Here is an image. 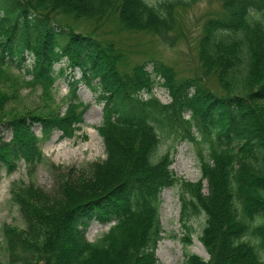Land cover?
<instances>
[{"label":"trees","instance_id":"16d2710c","mask_svg":"<svg viewBox=\"0 0 264 264\" xmlns=\"http://www.w3.org/2000/svg\"><path fill=\"white\" fill-rule=\"evenodd\" d=\"M199 1L0 0V90L8 91L0 93V128L9 132L0 135V168L21 163L32 175L52 132L73 136L88 108L80 84L101 105L104 152L50 191L11 184L22 226L0 227V264H157L159 195L176 185L180 221L204 218L198 241L207 254L182 264H264V0H207L217 8L200 23L193 77L178 79L152 56L130 60L126 38L172 47L182 37L177 12ZM10 69L39 91L43 107L20 106ZM61 77L62 114L51 97ZM156 87L168 103L153 96ZM167 138L198 146V181L170 171L169 153L157 152ZM93 222L109 226L88 242Z\"/></svg>","mask_w":264,"mask_h":264},{"label":"rangeland","instance_id":"374dc122","mask_svg":"<svg viewBox=\"0 0 264 264\" xmlns=\"http://www.w3.org/2000/svg\"><path fill=\"white\" fill-rule=\"evenodd\" d=\"M145 1L152 4L159 0ZM215 8H217L215 2L201 0L189 9L178 11L176 20L182 37L172 47H166L147 36H129L126 38V43L133 46V51H135V55L130 60L133 63L140 62L152 56L172 67L178 79L193 77L197 68L196 43L200 23ZM9 73L19 80L20 106L43 107L39 101V91L31 89L27 84L22 85L20 72L10 69ZM67 73L68 71L65 72V74ZM74 75L75 78L79 77L78 72H75ZM27 79L25 78L23 81ZM53 86L51 97L57 104V111L62 114L64 105L61 102H64L63 98L67 93L64 77L58 78ZM5 88L3 87L0 93L6 94L8 91ZM152 92L159 102L163 104L169 102L165 90L156 87ZM77 95L83 104L88 105L82 116V123L78 126L79 129L70 138H62L60 133L52 132L49 138L40 144L43 161L36 167L32 175L26 173L21 163H18L16 168L9 173H6L2 167L0 168V227L2 224L22 226L17 207L12 204L9 198L11 184H34L38 188L50 191L57 182L64 178L65 172L68 170H80L86 165L104 158L103 145L96 132L101 121V105L95 104L92 93L81 84L78 86ZM7 107L11 111L19 112L20 110L14 106V103H7ZM32 131L39 136L38 126H34ZM0 135L4 137V140L9 138V132L3 131L1 128ZM175 142L170 138L161 141L158 154L169 153L171 159L169 169L176 178L190 183L198 181L200 178L198 146L193 142ZM202 184L204 186V182ZM178 192L179 187L176 185L163 189L159 195L158 219L161 234L154 249L157 264H182L186 255H196L203 260L207 259V254L198 241L204 218L201 215L190 216L181 222ZM108 226V224L97 222L91 223L85 232L86 240L93 242L106 232ZM4 258L0 235V263H3Z\"/></svg>","mask_w":264,"mask_h":264},{"label":"bare ground","instance_id":"6f19581e","mask_svg":"<svg viewBox=\"0 0 264 264\" xmlns=\"http://www.w3.org/2000/svg\"><path fill=\"white\" fill-rule=\"evenodd\" d=\"M154 68V67H153Z\"/></svg>","mask_w":264,"mask_h":264}]
</instances>
